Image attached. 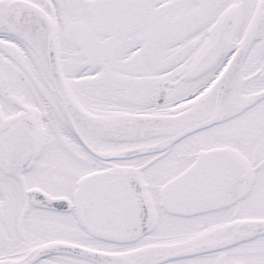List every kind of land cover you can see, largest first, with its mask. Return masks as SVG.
I'll return each instance as SVG.
<instances>
[{
	"label": "snow or ice",
	"instance_id": "snow-or-ice-1",
	"mask_svg": "<svg viewBox=\"0 0 264 264\" xmlns=\"http://www.w3.org/2000/svg\"><path fill=\"white\" fill-rule=\"evenodd\" d=\"M0 264H264V0H0Z\"/></svg>",
	"mask_w": 264,
	"mask_h": 264
}]
</instances>
